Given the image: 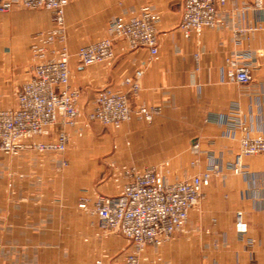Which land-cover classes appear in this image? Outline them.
<instances>
[{"label": "crops", "instance_id": "0c3cea01", "mask_svg": "<svg viewBox=\"0 0 264 264\" xmlns=\"http://www.w3.org/2000/svg\"><path fill=\"white\" fill-rule=\"evenodd\" d=\"M183 1L70 0L64 18L71 82L82 92L80 105L87 107L98 87H118L133 70L143 69L141 91L133 103L155 107L153 121L133 119L118 130L96 129L90 138L101 145L103 156L111 153L117 162L138 169L170 157L173 174L186 176L217 163L221 173L212 177L205 199L190 212L181 232L191 234L193 248L228 255L215 262L204 259L203 264H264V154L245 157L242 172L232 168L241 136L237 124L264 135V0L260 6L256 0H229L220 8L215 27L191 38L177 27ZM146 4L160 16L157 59L148 49H133L117 39L113 61L78 65L81 45L104 38L116 17L139 14ZM53 25V14L44 8L16 6L0 13V94L26 82L33 67L32 36ZM228 60L250 63L252 80H229ZM195 143L198 162L192 164ZM74 149L71 156L89 154ZM47 152L10 163L7 157L0 159V264H95L98 252L118 250L120 242L113 236L98 237L96 218L78 204L83 196L95 200L96 193L117 190L96 180L82 181L99 170L90 158L67 167L49 159ZM239 210L248 223L246 233L235 228ZM182 234L175 250L186 244ZM200 261L193 257L191 263Z\"/></svg>", "mask_w": 264, "mask_h": 264}, {"label": "built area", "instance_id": "2783aa9c", "mask_svg": "<svg viewBox=\"0 0 264 264\" xmlns=\"http://www.w3.org/2000/svg\"><path fill=\"white\" fill-rule=\"evenodd\" d=\"M229 0H184L178 29L185 38L218 23L220 8ZM70 0H0V12L15 6L44 8L54 17V25L33 35L31 53L32 74L16 90L14 107L0 109V153L17 156L29 150L64 152L70 141L68 127L79 124L77 107L79 90L71 84L70 58L65 27V9ZM257 5L262 0H256ZM160 16L150 4L142 6L140 13L129 17H116L108 27L107 36L81 45L76 56L81 66L112 61L116 57L114 41L124 39L133 49L146 48L151 57L158 56ZM259 55H263L260 53ZM143 70L135 69L123 84L132 92L141 89ZM226 76L231 81L249 83L252 80L250 63L228 60ZM154 108L141 106L133 109L127 95L111 88L99 90L88 119L105 125L120 126L133 115L152 120ZM239 150L235 156V172H242L245 157L264 154V135L253 133L242 123ZM198 148V144H195ZM218 164L209 166L200 174L184 180L167 181L154 168L142 171L123 165L120 168L117 195L97 194L92 203L81 202L97 218L102 230L123 236L134 246L128 252L125 264H141L140 253L147 247H158L176 232L183 230L190 211L200 205L205 188L211 184ZM236 230L248 231L242 210L237 212ZM96 264H102L98 260Z\"/></svg>", "mask_w": 264, "mask_h": 264}, {"label": "rangeland", "instance_id": "374dc122", "mask_svg": "<svg viewBox=\"0 0 264 264\" xmlns=\"http://www.w3.org/2000/svg\"><path fill=\"white\" fill-rule=\"evenodd\" d=\"M19 7L27 9V7H23V6H19ZM29 9H40V8H29ZM0 13H3V12H0ZM51 27L52 26L47 27L46 29H43V30H39L38 32L45 31V30H47V29H49ZM107 33H108V31H107ZM66 34H67V45L69 47V36H68L67 29H66ZM31 55H32V53H31ZM32 62H33V60H32ZM77 62H78V65H80L79 61H78V58H77ZM84 67H86V66H84ZM32 70H33V67H32ZM134 71L135 70H133V72L130 75L124 77L122 79V81L120 82L118 87H114L113 85H103V86L98 87L96 89L93 97L91 98L90 105L87 106V107L86 106L82 107L80 105L79 101H80V98L82 96L81 95L82 92H81L79 87H76L71 82L72 86L74 88H77L79 90V93H80L79 97H78V103H77V107H78V109L80 111L79 124L76 127H68L67 128L68 132L70 133V141H69L68 146H67V148H66V150L64 152H47L48 155H49V159L52 158L55 161H60V163L64 164L67 167L71 163L77 162L79 160L80 161H87V159H84V158H90L93 162H96L97 165L100 166L99 170H97L95 172H91L90 175H88L87 177H83V180L82 179L81 180L83 182L89 181V180H96L99 183H106V186L109 187V188H114L115 190H117V192L115 194H112V193L111 194H109V193H96L95 194L96 196H97V194L117 195L119 193L120 190L118 189V186H117L119 181L117 179H118V175L121 172L120 168L123 165H127L129 167H133V168H135L136 170H139V171H142V170H144V169H146L148 167L154 168L167 181H170V182L176 181V180H184V179L190 178L191 176L200 174L203 171H205V170H203L202 172H199V173H196V174H193V175H186V176H179L178 175L177 176V175L173 174L172 159L170 157H164V158L160 159L158 162H156L154 164H151V165L147 164V165L142 166L140 169H138V168L134 167V165L131 164V163H128V162H117L115 159H113L111 157V153L108 156L107 155L103 156L100 153V151L102 150L101 145L96 142L97 141L96 139H92L89 136V134L94 132L96 129L100 130L101 128H106V130H108V129L118 130V129H120L122 127V125L125 122L133 120V119H136V120L141 121V122H146V123H148V122L150 123L154 119V116L156 114L155 107L147 105L145 103H141V104H134L133 103L137 99V97L139 96V93H140L141 89L139 90L138 93H135V92H132V90H130L127 85L123 84V81L125 80V78L132 76ZM142 76H143V74H142ZM71 79H72V71H71ZM140 84H141V79H140ZM102 88H111L113 90H117V91L119 90V91L124 92L127 95L128 99H129V103L131 105V108H133V109L140 108L141 106H146L147 108H154L152 120H147L145 118H139L138 116L133 115L130 118V120H125V121H123L120 124V126L116 127V126L105 125V124H103L100 121H93V120L88 119V114L91 112V110H92V108L94 106L95 98H96L99 90H101ZM16 90L17 89L15 88V89H12V90H10L8 92H3V93L0 94V109L1 108H9V107H14L15 106ZM97 125L100 126V127L96 128ZM127 144H129V142H127ZM195 144H198V143H195ZM195 144L192 145V152H193V154L195 156L193 158V160H192V164H196L198 162L197 154H198V150H199V144H198V148H195ZM74 148H82V149L84 148V149H86L85 151L88 152L89 154H84V155L79 154V155H76V156H71L70 152L75 150ZM112 148H113V150H117V144L115 142L112 144ZM36 152L39 153V152H42V151H36V150H29L28 151L27 150V151H25V152H23V153H21L20 155H17V156H10V155H6V154L0 153V159L3 158V157L4 158L7 157L6 162H8V163L12 162L13 159H15L16 157H20V156H26L27 159H31L36 154ZM44 156H42V157H44ZM1 164H2V162L0 161V170H1ZM101 167H102V169H101ZM220 173H221V170H219L217 173L213 174V176L219 175ZM92 174H94L93 178H92ZM57 190H58V188H57ZM206 190H207V187L205 188V196H206ZM57 194H60V193H57ZM204 199H205V197H204ZM93 200L94 199H91L88 196H83V198H81V202H85L86 201V202H88V204L92 203ZM79 204H78V206H79ZM198 207L199 206H197L196 208H198ZM196 208H194V209H196ZM83 209L86 210L89 214H91L93 217L96 218V216L94 214H92L87 208H83ZM194 209H192V210H194ZM188 219H189V217H188ZM96 220H97V218H96ZM97 223H98V221H97ZM185 226H186V224H185ZM98 228H99V230L96 231V235L98 237L107 238V237L113 236V237L118 238L120 243H119V249L118 250L114 249L113 251L112 250L110 251L108 249H102L101 252H98L97 256H96L95 264L97 263L98 260H102V264H109L110 261H115L113 264H115V263H117V264H125L126 254L128 252L134 251L133 244H131L128 240H126L120 234H117V233L112 232V231L102 230L99 227V225H98ZM184 229H185V227L183 228V230ZM183 230H181V231H183ZM181 231L176 232L169 240H167V242H165L161 246H158V247H153V246L147 247L139 255L140 263L141 264H183L185 262V264H192L191 260L194 257V258H199L201 260L200 262L203 264V260L204 259H210V260H212L211 262H215V260L216 261L218 259H222L223 260V259H226L228 257L227 253L223 252L222 250H209V249H202V248H200V249L193 248L194 245H192V236H191V234L186 235L187 233L181 232ZM182 233H184V234H182ZM178 234H182V235H184V237H186V239L184 238L186 244L180 250H175L174 245H175V242L177 241V238L179 236ZM168 247H170V248H168ZM176 251H179V253L176 252Z\"/></svg>", "mask_w": 264, "mask_h": 264}]
</instances>
